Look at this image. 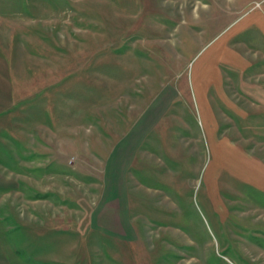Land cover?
<instances>
[{
  "label": "rangeland",
  "instance_id": "rangeland-1",
  "mask_svg": "<svg viewBox=\"0 0 264 264\" xmlns=\"http://www.w3.org/2000/svg\"><path fill=\"white\" fill-rule=\"evenodd\" d=\"M0 237L264 264V0H0Z\"/></svg>",
  "mask_w": 264,
  "mask_h": 264
},
{
  "label": "crops",
  "instance_id": "crops-1",
  "mask_svg": "<svg viewBox=\"0 0 264 264\" xmlns=\"http://www.w3.org/2000/svg\"><path fill=\"white\" fill-rule=\"evenodd\" d=\"M0 264H12V261L5 257L4 245L1 242V237H0Z\"/></svg>",
  "mask_w": 264,
  "mask_h": 264
}]
</instances>
